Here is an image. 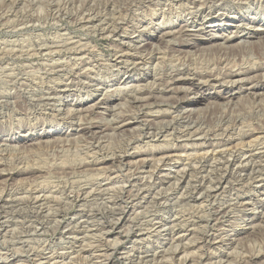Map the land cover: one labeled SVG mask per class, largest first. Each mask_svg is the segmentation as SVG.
Instances as JSON below:
<instances>
[{
    "label": "rangeland",
    "instance_id": "obj_1",
    "mask_svg": "<svg viewBox=\"0 0 264 264\" xmlns=\"http://www.w3.org/2000/svg\"><path fill=\"white\" fill-rule=\"evenodd\" d=\"M199 1L0 0L2 162L8 163L10 169L15 165L49 169L37 181H42V187L47 188L45 192L50 191L54 196H59L64 189L65 194L90 191L94 195L107 190L102 193L107 194L103 198L92 197L103 203L109 201L107 198L112 193L118 195L121 189L125 197L115 201L112 213L100 207L90 217L76 213L80 204L77 201L63 217L37 218L40 221L33 218V221L26 215L9 213L5 226L13 233V239L6 240L13 241L14 246L2 248L0 256L8 257L12 253L15 256L0 260V264H264V163L258 158L264 153V139L255 142L258 134L264 133V71L261 70L264 69V0L249 3L223 0L220 4L205 5L196 15V23L209 16L203 31L195 32L196 39L183 37V40L175 34L160 39L163 32H174L185 22L190 23L187 14L192 8H189ZM257 29L261 34L250 40L244 36V40L230 44L222 42L241 31L244 35ZM121 54L126 58L122 64H116L114 60ZM131 58L141 60L131 61ZM140 61L148 66L144 64V67ZM229 68L234 72L253 68L237 78L242 81L234 85L242 86L238 91L222 79ZM184 69L191 73H211L219 80L202 83L204 80L197 82L183 75V79L192 82L177 86L174 95L155 92L154 96L163 100L162 104L139 108L131 103L132 98L142 97L143 90L151 87L154 90L152 85L157 79L176 77L184 74ZM250 82L254 86L261 84L262 88L253 90L254 93ZM232 88L237 93L235 97L223 99ZM167 99H184L187 103L171 109ZM195 99L197 103L193 105ZM92 106L90 112H84ZM176 113L187 120H180ZM164 114L168 116L161 118ZM169 116H176L177 122ZM78 123L98 126L102 132L93 136L83 134ZM123 123L128 126L118 129ZM147 125L157 130L154 132ZM242 133L251 136L241 140ZM224 150L237 154L242 162L250 160L257 168L252 173H238L233 169L228 174L229 183L219 191L221 195L212 199L207 194L223 173L218 162L227 159L228 155L220 156ZM4 156L11 157L6 162ZM162 157L166 158L163 164L158 161ZM96 162L98 165L88 170H78L82 163ZM129 162L131 165L127 167ZM59 165L74 171L65 177L58 174L62 167ZM185 168L190 183L175 185ZM23 178L17 176L10 182L13 185L9 187L10 196L19 198L24 194L25 197L34 187L35 184L29 183L31 178L27 181L31 187L25 185L26 181H20ZM212 200L249 204L239 208L232 203L225 219L215 223L202 202ZM104 207H112V203H105ZM124 207L127 209L121 213ZM38 223L44 224V230L39 231ZM24 226L29 229L25 231Z\"/></svg>",
    "mask_w": 264,
    "mask_h": 264
},
{
    "label": "bare ground",
    "instance_id": "obj_2",
    "mask_svg": "<svg viewBox=\"0 0 264 264\" xmlns=\"http://www.w3.org/2000/svg\"><path fill=\"white\" fill-rule=\"evenodd\" d=\"M33 1V0H32ZM190 1V0H189ZM193 1V0H192ZM199 1V0H198ZM228 1V0H227ZM232 1V0H231ZM235 0H233L232 2H234ZM238 1V0H237ZM240 2H242V0H239ZM246 1V3L248 2H250L251 0H244V2ZM156 2H157V0H156ZM220 2L221 3H223L224 1L223 0H201V1H199V3L198 4H193V6L191 7L190 6V8L189 9H191L192 8V10H191V12H187L188 14V16H190V23H187V22H185L182 26H179V27H177V31H171V30H169V31H165V32H163V34L161 35V38L160 39H165V38H169V37H171V36H173L174 34H175V36H177V37H179V38H183V37H193V38H195L196 36H195V32H197V33H201L202 31H203V27L205 26V20L207 19V17L209 16V15H206L205 17H203L201 20H200V22H199V24H197L196 22H197V19H196V15L198 14V13H200L201 12V10L203 9L202 7L203 6H205V5H213L214 3H216V4H220ZM259 2H261V1H259ZM215 4V5H216ZM180 5H181V3H180ZM229 5V4H228ZM250 5V4H249ZM217 6V5H216ZM223 6H224V4H223ZM141 7V6H140ZM213 7V6H212ZM227 7V6H226ZM231 7V6H230ZM77 8V7H76ZM149 8V7H148ZM209 8H211V6H209ZM217 8V7H216ZM47 9V8H46ZM58 9V8H57ZM209 10H211V9H209ZM219 11V10H218ZM120 13V12H119ZM132 13V12H131ZM57 14V13H56ZM96 14H97V12H96ZM204 16V15H203ZM27 18V17H26ZM44 18V17H43ZM88 18V17H87ZM23 19V18H22ZM115 19V18H114ZM125 19V18H124ZM162 20V19H161ZM40 21V20H39ZM44 21V20H43ZM106 21V20H105ZM199 21V20H198ZM85 22V21H84ZM102 22H103V20H102ZM107 23V22H106ZM112 24V23H111ZM195 24L196 25H198V28H196L195 29ZM99 25V24H98ZM110 25V24H109ZM247 25V24H246ZM111 26V25H110ZM96 28V27H95ZM234 28V27H233ZM111 29L113 30V28L111 27ZM103 30V29H102ZM204 30H205V28H204ZM237 30H238V27H237ZM260 30V29H259ZM94 31V30H93ZM148 31V30H147ZM240 31V30H239ZM245 31V30H244ZM236 33H237V31H236ZM57 34V33H56ZM94 34V33H93ZM112 34H114V33H112ZM194 34V35H193ZM239 34H241V36L240 37H238V35ZM243 34V31H241V32H239V33H237L235 36H233V37H225L224 39H222V42H224V43H231V42H233V41H239V40H244L245 38H244V36H247L248 38H246V40H250V38L251 37H258V35L259 34H261L260 32H258V29L255 31V33H250V32H248V33H245L244 35H242ZM136 35V34H135ZM231 36H232V34H231ZM174 38V37H173ZM172 39V38H171ZM196 39V38H195ZM28 40V39H27ZM170 40V39H169ZM177 40V39H176ZM183 40H184V38H183ZM171 41V40H170ZM173 41V40H172ZM210 41H211V39L210 40H208V43H210ZM59 42V41H58ZM242 42V41H241ZM169 43V42H168ZM224 43H222V44H224ZM242 43H246V42H242ZM172 44V43H171ZM180 44V43H179ZM250 44V43H249ZM74 45V44H73ZM215 45V44H214ZM245 45V44H244ZM248 45V44H247ZM251 45V44H250ZM155 46H157V45H155ZM170 46H172V45H170ZM193 46L194 47H196V44H193ZM245 47V46H244ZM29 48V47H28ZM165 48H167V44H166V47ZM171 48V47H170ZM248 48H250V46L248 47ZM251 49V48H250ZM160 50V49H159ZM184 50V49H183ZM244 50V49H243ZM246 50V49H245ZM262 51V50H261ZM175 52V51H174ZM117 54V53H116ZM130 54V53H129ZM259 54V53H258ZM118 55V54H117ZM117 55H115V57L117 56ZM139 55H140V53H139ZM142 55V54H141ZM252 55V54H251ZM29 56V55H28ZM162 56H164V55H162ZM18 57V56H17ZM114 57V58H115ZM131 57V56H130ZM253 57V56H252ZM251 57V58H252ZM124 58H126V55L124 54H121V56H119V57H116L115 58V60H114V62H116V64H122L123 63V61H122V59H124ZM135 58V57H134ZM162 58H164V57H162ZM166 58V57H165ZM249 58H250V55H249ZM63 59V58H62ZM70 59V58H69ZM73 59H75V58H73ZM148 59V58H147ZM243 59V58H242ZM137 60H141V59H137ZM136 59H134L133 60V58H131V61H137ZM143 60V59H142ZM185 60H186V58H185ZM130 61V62H131ZM159 61V60H158ZM172 61V60H171ZM200 61V60H199ZM256 61V60H255ZM128 62V61H127ZM126 61L124 62V63H127ZM129 62V63H130ZM142 61H140V63H141ZM148 62V61H147ZM233 62V61H232ZM235 62V61H234ZM51 63V62H50ZM66 63V62H65ZM136 63H138V62H136ZM135 63V64H136ZM176 63V62H175ZM174 63V64H175ZM208 63V62H207ZM206 63V64H207ZM237 63V62H236ZM241 63H242V61H241ZM43 64V63H42ZM101 64V63H100ZM131 64V63H130ZM134 64V63H133ZM143 66H144V64H145V66L147 65L148 66V63H141ZM140 64V65H141ZM230 64V63H229ZM259 64H260V62L258 63V66H259ZM50 65V64H49ZM124 65H126V64H124ZM150 65V64H149ZM169 65V64H168ZM231 65V64H230ZM27 66V65H26ZM51 66V65H50ZM114 66V65H113ZM122 66V65H121ZM127 66V65H126ZM139 66V65H138ZM144 66V67H145ZM146 66V67H147ZM194 66V65H193ZM234 66H235V64H234ZM253 66V65H252ZM260 66H261V64H260ZM264 66V65H263ZM262 66V67H263ZM131 67V66H130ZM144 67H142V68H144ZM199 67V66H198ZM125 68V67H124ZM135 68V67H134ZM151 68V67H150ZM149 68V69H150ZM170 68V67H169ZM242 68V67H241ZM254 68H255V66H254ZM62 69V68H61ZM153 69V68H152ZM201 69V68H200ZM231 69H232V67H231ZM230 68L228 69V70H226L225 72V74L224 75H222L223 77H222V79L223 80H228V82L227 83H229V84H232L233 85V88L234 89H237L236 91H238V89H240L242 86H236V87H234V85L237 83V82H242L240 79H237V78H239L241 75L243 76L244 74H247L248 72H250V71H252V69H241V70H237L236 72H234V71H232ZM255 69H259V68H255ZM23 70V69H22ZM63 70H65V69H63ZM72 70V69H71ZM148 70V69H147ZM261 70H263L264 71V69H261ZM32 71V70H31ZM43 71V70H42ZM222 71V70H221ZM149 72H150V70H149ZM155 72V71H154ZM196 72V71H195ZM147 73V72H146ZM183 73V72H182ZM205 73V72H204ZM183 75H185V76H190L191 78H192V80H197V82L199 81V80H204V82H202V83H207V82H210L211 80H214V81H218L219 80V78L217 77V76H215V75H212L211 73H205V74H198V73H191V71L190 70H185L184 69V74H178L176 77H171V78H169V77H167V78H163V79H157L156 81H155V83H153V84H155V85H152V86H155V88H154V90L152 89V87H151V89H147V90H143V92H141V95H142V97H140V98H132V100H131V103H133V104H136V105H138L139 106V108H143V107H151V106H153V105H155L156 106V104H162L163 103V100H159V99H157L154 95H155V92H157V93H160V94H169V95H174L175 93H176V91L178 90V88H177V86H179V85H181V84H183L184 82H188L189 84H191V82H192V80H189V79H183ZM164 76V75H163ZM220 77V76H219ZM63 78V77H62ZM155 78V77H154ZM154 78H153V81H154ZM250 81V80H249ZM248 81V82H249ZM264 81V80H263ZM200 82V83H201ZM260 82V81H259ZM226 83V84H227ZM258 83V82H257ZM25 84V83H24ZM221 84H222V82H221ZM147 85V84H146ZM151 85V84H150ZM224 85V84H223ZM244 85V84H243ZM250 85H251V87H250V90H255V91H257V90H260L261 88H262V86H261V84H258V85H252L251 84V82H250ZM149 87V88H150ZM229 87V86H228ZM232 87V86H231ZM2 88V87H1ZM132 88V87H131ZM137 87H135V89H136ZM186 88V87H185ZM232 88V90L230 91V92H227V93H225L226 95H225V97H223V99H225V100H232L234 97H235V95L237 94V93H233L234 91V89ZM126 89V88H125ZM124 89V90H125ZM133 89V88H132ZM139 90H140V88H138ZM144 89V88H143ZM181 89V88H180ZM126 90H130V88L129 89H126ZM249 90V89H248ZM134 91V90H133ZM132 90H131V92H133ZM135 91H137V90H135ZM141 91V90H140ZM195 91H196V89H195ZM117 92H119V91H117ZM131 92L129 93L130 95H131ZM200 92V91H199ZM250 92V91H249ZM254 92V91H253ZM255 93V92H254ZM128 94V95H129ZM135 94V93H134ZM137 94V93H136ZM107 95V94H106ZM139 95V94H138ZM140 95V96H141ZM259 95V94H258ZM103 96V95H102ZM133 97H134V95H132ZM157 96V95H156ZM248 96V95H247ZM128 97V96H127ZM137 97V96H136ZM103 101V100H102ZM194 101V103H193V105L194 104H196L197 103V100L195 99V100H193ZM50 102V101H49ZM124 102V101H123ZM129 102H130V100H129ZM43 103V102H42ZM45 103V102H44ZM165 103V102H164ZM167 105L169 106V107H171V109H179V108H181L183 105L185 106V104L187 103V102H185L184 101V99L182 100V99H178V100H174V101H169V99H167ZM36 104V103H35ZM41 104V103H40ZM52 104H53V102H52ZM123 104V103H122ZM8 105V104H7ZM192 105V104H191ZM95 106V105H94ZM115 106V105H114ZM111 107V106H110ZM117 107V106H116ZM122 107V106H121ZM137 107V106H136ZM46 108V107H45ZM48 108V107H47ZM52 108V107H51ZM50 108V109H51ZM94 107L92 106L90 109H84V112H90L92 109H93ZM33 109V108H32ZM188 110V109H187ZM141 111V110H140ZM155 111V110H154ZM82 112V111H81ZM151 112H153V111H151ZM151 112H150V114H151ZM74 113V112H73ZM169 113V112H168ZM240 113V112H239ZM78 114V113H77ZM157 114V113H156ZM115 115V114H114ZM171 115V114H170ZM168 116V115H167ZM166 116V114H164V115H161V118H166L167 117ZM176 116H179V118H180V120H182V121H186L187 120V117H185L184 115L182 116L181 114H178V113H176ZM176 116H169L168 118H171L172 120H176L177 118H176ZM240 116V115H239ZM243 116V115H242ZM230 117V116H229ZM66 118V117H65ZM119 118V117H118ZM136 118V117H135ZM141 119V118H140ZM71 120V119H70ZM145 120V119H144ZM168 120V119H167ZM178 120V119H177ZM177 120H176V122H177ZM193 120V119H192ZM219 120V119H218ZM242 120V119H241ZM150 121V120H149ZM153 121V120H152ZM164 121V120H163ZM166 121V120H165ZM78 122H81V121H79V118H78ZM169 122V121H168ZM172 122V121H171ZM243 122V121H242ZM126 123V122H125ZM125 123H123L122 125H120L119 126V128L118 129H123V128H125V127H127L128 126V124H125ZM146 123V122H145ZM164 123V122H163ZM192 123H193V121H192ZM77 124V123H76ZM79 124V128H80V132L81 133H86V134H91L92 136L93 135H97V134H100L101 132H102V130H101V128H99L98 126H92V125H87V126H83L81 123H78ZM85 124V123H84ZM149 125V124H148ZM147 125V126H148ZM153 125V124H152ZM185 125V124H184ZM151 126V125H150ZM150 126H148V127H150ZM161 127H162V125H160ZM168 126V125H167ZM183 126V125H182ZM190 126V125H189ZM250 126V125H249ZM26 127V126H25ZM151 127H153V126H151ZM164 127H166V126H164ZM243 127V126H242ZM251 127V126H250ZM154 129H155V127H153ZM157 128H158V126H157ZM160 128V127H159ZM168 128V127H167ZM172 128V127H171ZM198 129V128H197ZM225 129V128H224ZM253 129V128H252ZM151 130V129H150ZM157 129H155L154 130V132L156 131ZM160 130V129H159ZM159 130H158V132H159ZM161 130H162V128H161ZM184 130V129H183ZM168 131V130H167ZM166 131V132H167ZM203 131V130H202ZM233 131V130H232ZM152 132V131H151ZM164 132V131H163ZM197 132V131H196ZM211 132V131H210ZM157 133V132H156ZM155 133V134H156ZM160 133V132H159ZM252 133V132H251ZM49 134V133H48ZM105 134V133H104ZM147 134H148V136H149V133L147 132ZM151 134V133H150ZM162 134V133H161ZM198 134V133H197ZM204 134V133H203ZM211 134V133H210ZM166 135V134H165ZM194 135V134H193ZM253 135V134H252ZM261 135H263L264 136V133H260V134H258V136L259 137H256L255 138V142H256V140H259V139H264V137H262ZM158 136H160V135H158ZM179 136V135H178ZM200 136V135H199ZM251 135L250 134H248V133H242V134H240V136H239V138L242 140V139H248L249 137H250ZM154 137H155V135H154ZM191 137V136H190ZM157 138V137H156ZM188 138V137H187ZM201 138V137H200ZM206 138V137H205ZM237 138V137H236ZM28 139H30V137L28 138ZM207 139V138H206ZM261 139V140H262ZM27 140V139H26ZM253 141V140H252ZM37 142V141H36ZM45 142V141H44ZM254 142V141H253ZM40 143H42V142H40ZM220 143V142H219ZM250 143V142H249ZM31 144H33V142L31 143ZM257 144V143H256ZM261 144V143H260ZM262 144H264V143H262ZM8 146V145H7ZM6 146V147H7ZM30 146V145H29ZM32 146V145H31ZM246 146V145H245ZM251 146V145H250ZM263 146V145H262ZM261 146V147H262ZM6 147H4L3 149H5ZM12 147V146H11ZM35 147V146H34ZM255 147V146H254ZM152 148V147H151ZM250 148V147H249ZM252 148V147H251ZM260 148V147H259ZM2 149V148H1ZM1 149H0V151H1ZM9 149V148H8ZM77 149V148H76ZM91 149V148H90ZM247 149H248V147H247ZM246 148H245V150H247ZM255 149V148H254ZM218 150V149H217ZM9 151V150H8ZM74 151V150H73ZM108 151H110V150H108ZM248 151V150H247ZM256 151V150H255ZM264 151V150H263ZM63 153V152H62ZM76 153V152H75ZM78 153V152H77ZM256 153V152H255ZM261 153V152H260ZM1 154V153H0ZM74 154V153H73ZM190 154V153H189ZM200 154V153H199ZM224 154L227 156L228 155V157H227V159L225 160V161H223V162H221V163H219L218 162V166H219V170H221V172H223L219 177H217L218 179H217V181H216V183L214 184L213 183V190H212V192H210L209 190V192L210 193H208L207 195H209L210 196V198H212V199H218V197H219V195H221L220 193H219V191L221 190V192H222V190H224V188H225V185H227L228 183H229V180L227 179L228 178V174H232V171H233V169H235V171L236 172H238V173H245V172H250V173H252L257 167H256V165L253 163L252 164V162L250 161V160H243V162L242 161H240L239 160V157H238V155L237 154H235V153H233L232 151L231 152H228V150H224V151H221L220 152V156L221 157H223L224 156ZM239 154V153H238ZM253 154V153H252ZM88 155V154H87ZM196 155V154H195ZM194 155V156H195ZM218 155V154H217ZM119 156V155H118ZM133 156V155H132ZM193 156V157H194ZM242 156V155H241ZM254 156V155H253ZM5 157V156H4ZM11 157V156H10ZM10 157L9 158H7V159H10ZM53 157H55V156H53ZM53 157H52V159H53ZM120 157H121V155H120ZM129 157H131V156H129ZM185 157V156H184ZM245 157V156H244ZM243 157V158H244ZM125 158V157H124ZM208 158V157H207ZM258 158H259V160L261 159H263L261 162H263L264 163V153H262V156H261V154H259V156H258ZM6 159V157H5V160L4 161H6L7 160ZM119 159V158H118ZM158 159V158H157ZM169 159V158H168ZM203 159V158H202ZM214 159H216V158H214ZM245 159V158H244ZM252 159V158H251ZM255 159V158H254ZM71 160V159H70ZM127 160H129V158H127ZM165 160H166V158H160L158 161H159V163H164L165 162ZM8 161V160H7ZM6 161V162H7ZM116 161H117V159H116ZM119 161V160H118ZM121 161V160H120ZM9 162H10V160H9ZM14 162V161H13ZM12 162V163H13ZM65 161H63V163H64ZM177 162V161H176ZM258 162V161H257ZM157 163V162H156ZM204 163H206V162H204ZM8 164V163H7ZM7 164H5L4 162H2V156L0 155V250L2 249V248H8L9 247V249H10V247H12V246H14V245H12V242H10V243H8V240H6L8 237H12V238H8V239H10V240H12L13 239V233L12 232H10V231H8V230H6V224L8 223V221L6 220L7 218H8V214L9 213H13V214H23V215H26L27 216V218L28 217H31L32 218V220H33V218L34 219H36L37 221H40V220H38L37 218H46V217H49V216H58V217H63V216H65V214L67 213V211L71 208V206H72V203L74 202V201H77V203H80L78 206H77V212L76 213H78L79 215H82V216H84V217H86V216H89V215H91V214H93V213H96L97 211H99V208L100 207H102V209L103 210H106V211H108V212H111L112 213V210L114 211V205H115V201H119V200H123L125 197L123 196V193H124V191L123 190H119L120 192H118L119 194L118 195H116V194H113L112 193V195H110V197L109 198H107V199H109V201L107 200V201H101V202H103V203H98V201H96V198H93L92 199V197L93 196H95V197H100L101 198V196H102V198H103V196L104 195H107V194H102L103 192L105 193L107 190H103V191H101L100 192V194L98 193V194H96V195H94V194H92V192H80V191H78L77 193H75V194H73V192H70V193H68V194H65V189L62 191V193L59 195V196H54V195H52V194H49L50 193V191L49 192H45V190L47 189H45L44 187H42V186H44V185H42V181H37V180H41V179H43L44 178V175L46 174L47 175V172L45 173L44 171L46 170H49V169H44V171L41 169V167L39 168V167H34V166H26V167H22L21 166V168H18V166H16L15 165V163H14V165H15V167H17V169H15V167H14V169H10V168H8V165ZM11 164V163H10ZM19 164H20V162H19ZM18 164V165H19ZM25 165H26V163H24ZM30 164V163H29ZM71 164V163H70ZM120 164V163H119ZM152 164V166H153V163H151ZM185 164V163H184ZM213 164V163H212ZM12 165V164H11ZM10 165V166H11ZM21 165H23V164H21ZM24 165V166H25ZM28 165V164H27ZM31 165H33V164H31ZM35 165V164H34ZM42 165H43V163H42ZM58 165V164H57ZM93 165H98L97 164V162L96 163H94V164H90V163H82V165H78V170H88V168H91ZM131 165V163L129 162L126 166L128 167V166H130ZM175 165V164H174ZM190 165V164H189ZM262 165V164H261ZM62 166V165H61ZM60 165H59V167H61ZM119 166V165H118ZM144 166V165H143ZM168 166V165H167ZM213 166V165H212ZM217 165H214V167H216ZM12 167V166H11ZM58 167V168H59ZM75 167V166H74ZM205 167V166H204ZM208 167V166H207ZM214 167H213V169H214ZM50 168V167H49ZM52 168V167H51ZM57 168V167H56ZM55 168V169H56ZM155 168V167H154ZM206 168V167H205ZM218 168V167H217ZM216 168V169H217ZM259 168V167H258ZM53 169H54V167H53ZM144 169V168H143ZM151 169V168H150ZM211 169V168H210ZM52 170V169H51ZM59 171V173L58 174H62V175H66V174H69V171H71V172H73L74 171V169H72L71 167H61L60 169H58ZM91 170V169H90ZM197 170V169H196ZM218 170V169H217ZM154 171V170H153ZM153 171H151V172H153ZM190 171V170H189ZM194 171V170H193ZM214 171V170H213ZM70 172V173H71ZM78 172V171H77ZM197 172V171H196ZM208 172V171H207ZM219 172V171H218ZM51 173H52V171H51ZM78 173H81V172H78ZM82 173H83V171H82ZM94 173V172H93ZM100 173V172H99ZM98 173V174H99ZM127 173V172H126ZM190 173V172H189ZM198 173V172H197ZM214 173V172H213ZM255 173V172H254ZM57 174V173H56ZM85 174V173H84ZM151 174V173H150ZM153 174V173H152ZM162 174V173H161ZM179 174V172H177V175ZM209 174V173H208ZM211 174H212V172H211ZM249 174V173H248ZM72 175H74V173L72 174ZM95 175H96V173H95ZM180 177H178V178H176L177 180H176V184L175 185H177V186H180L181 184H183V183H185V182H188L187 181V176H188V172H186V168H185V170H182L181 172H180ZM195 175V174H194ZM17 176H23L24 178L22 179V180H20V181H29L28 179L29 178H31V181H29V183L30 182H32L31 184H35L34 185V187L33 188H31L30 189V191H29V193H27L26 195H25V197H23V195H22V197H19V198H16V197H12V196H10V190H9V187H11V186H13L10 182H12L14 179H15V177H17ZM70 176V175H69ZM94 176V175H93ZM165 176V175H164ZM65 177H67V175L65 176ZM71 177V176H70ZM85 177V176H84ZM102 177V176H101ZM152 176H150V178H151ZM166 177H169V176H166ZM203 177V176H202ZM236 177V176H235ZM251 177V176H250ZM49 178V177H48ZM63 178V177H62ZM95 178V177H94ZM174 178V177H173ZM46 179V178H45ZM61 179V178H60ZM149 179V178H148ZM165 179H167V178H165ZM210 178H208V180H209ZM242 179V178H241ZM264 179V178H263ZM148 181H150V180H148ZM158 181V180H157ZM163 181V180H162ZM168 181V180H167ZM175 181V180H174ZM190 181H192L191 179H190ZM214 181V180H213ZM213 181H211V182H213ZM239 181H240V179H239ZM245 181V180H244ZM165 182V181H164ZM195 182H196V180H195ZM195 182H194V184H195ZM203 182V181H202ZM208 182V181H207ZM238 182V181H237ZM251 182V181H250ZM23 183V182H22ZM153 183V182H152ZM159 183H161V182H159ZM188 183H190V182H188ZM187 183V184H188ZM204 183V182H203ZM202 183V184H203ZM210 183V182H209ZM17 184V183H16ZM19 184V183H18ZM45 184V183H44ZM104 184V183H103ZM145 184V183H144ZM147 184V183H146ZM168 184H171V183H168ZM198 184V183H197ZM238 184V183H237ZM241 184V183H240ZM244 184V183H243ZM26 186H28L29 184H28V182L25 184ZM66 185V184H65ZM156 185V184H155ZM30 187H31V185H29ZM55 186V185H54ZM143 186V185H142ZM145 187L144 188H146V185H144ZM169 186V185H168ZM190 186H191V184H190ZM210 186H211V184H210ZM229 186V185H228ZM227 186V187H228ZM243 186V185H242ZM64 187V186H63ZM97 187V186H96ZM139 187V186H138ZM151 187V186H150ZM201 187H202V185H201ZM209 187V186H208ZM207 187V188H208ZM230 187V186H229ZM56 188V187H55ZM74 188V187H73ZM110 188V187H109ZM140 188V187H139ZM188 188V187H187ZM28 189V188H27ZM114 189V188H113ZM122 189H123V187H122ZM147 189V188H146ZM152 189V188H151ZM244 189V188H243ZM26 190V189H25ZM54 190V189H53ZM68 190V189H67ZM99 190V189H98ZM132 190V189H131ZM143 190V189H142ZM149 190V189H148ZM165 190V189H164ZM47 191V190H46ZM58 191V190H57ZM75 191V190H74ZM108 191H109V189H108ZM111 191H113L112 189H111ZM127 191V190H126ZM146 191V190H145ZM145 191H144V193H145ZM226 191V190H225ZM229 191V190H228ZM26 192V191H25ZM140 192H141V190H140ZM233 192V191H232ZM52 193V192H51ZM55 193V192H54ZM138 193V192H137ZM193 193V192H192ZM108 194H109V192H108ZM129 194V193H128ZM147 194V193H146ZM159 194V193H158ZM133 196H135V197H137L138 196V194L137 195H133ZM132 196V197H133ZM152 196V195H151ZM222 196H224V195H222ZM127 197V196H126ZM144 197V196H143ZM142 197V199H144ZM221 197V196H220ZM91 198V200H89ZM134 198V197H133ZM209 198V197H208ZM129 198L127 197L126 198V200H128ZM141 199V200H142ZM153 199V198H152ZM233 199V198H232ZM102 200V199H101ZM106 200V199H105ZM155 200V199H154ZM222 200V199H221ZM120 202V201H119ZM139 202V201H138ZM141 202V201H140ZM144 202H145V200H144ZM153 202V201H152ZM202 202H204L203 204H205V207H204V209L205 208H208V212L214 217V221L213 222H218L219 220H221L222 218H224V216L226 215V212H227V210H230V207L231 206H233L232 205V203H234V205L236 206V205H239V208L240 207H245V206H247L248 204H249V202H248V204H244L243 202H245V201H202ZM105 203H112V207H109V208H107V207H104V205H105ZM104 204V205H103ZM117 204H118V202H117ZM122 204V203H121ZM134 204V203H133ZM136 204V203H135ZM144 204V203H143ZM137 205V204H136ZM201 205V204H200ZM126 206V205H125ZM130 206V205H129ZM75 207V206H74ZM119 207H120V205H119ZM119 207H117V208H119ZM133 207V206H132ZM135 207V206H134ZM116 208V209H117ZM121 208V207H120ZM120 208H119V213H120ZM235 208V207H234ZM101 209V208H100ZM116 209H115V211H116ZM127 208L126 207H124V208H122L121 209V213H124L125 212V210H126ZM105 211V212H106ZM118 211V210H117ZM132 211V210H131ZM117 213V212H116ZM143 213V212H142ZM15 214V215H16ZM114 214H115V212H114ZM134 214V213H133ZM144 214V213H143ZM11 215V214H10ZM67 215V214H66ZM95 215V214H94ZM121 215H123V214H121ZM129 215V214H128ZM135 216H136V214H134ZM209 215V214H208ZM229 215H230V213H229ZM25 216V217H26ZM117 216V215H116ZM210 216V215H209ZM227 216V215H226ZM90 217V216H89ZM114 217H115V215H114ZM120 217V216H119ZM121 217H123V216H121ZM130 217V216H129ZM211 217V216H210ZM209 217V218H210ZM54 218V217H53ZM206 218V217H205ZM208 218V219H209ZM127 219V218H126ZM133 219V218H132ZM134 219H136V218H134ZM194 219V218H193ZM207 219V218H206ZM205 219V220H206ZM225 219V218H224ZM118 220H120V219H118ZM128 220V219H127ZM15 221V220H14ZM29 221H30V219H29ZM34 221V220H33ZM41 221H43V220H41ZM223 221V220H222ZM245 221V220H244ZM32 222V221H31ZM55 222V221H54ZM132 222V221H131ZM47 223V222H46ZM117 223V222H116ZM124 223V222H123ZM218 223H220V222H218ZM70 224V223H69ZM115 224V223H114ZM119 224V223H118ZM207 224V223H206ZM21 225H23V224H21ZM25 225V224H24ZM44 224H42V223H38L37 224V227H39V231H42V230H44V226H43ZM46 225V224H45ZM56 225V224H55ZM100 225V224H99ZM112 225V224H111ZM153 225V224H152ZM213 225V224H212ZM211 225V226H212ZM215 225V224H214ZM217 225V224H216ZM222 225V224H221ZM26 226V225H25ZM25 226H24V228H25ZM29 226V225H28ZM58 226H59V222H58ZM113 226V225H112ZM116 226V225H115ZM135 226V225H134ZM175 226V225H174ZM204 226H206V225H204ZM207 227V226H206ZM210 227V226H209ZM213 227V226H212ZM23 228V229H24ZM46 228V227H45ZM55 228H56V226H55ZM62 228V227H61ZM67 228V227H66ZM91 228V227H90ZM110 228H112L111 226H110ZM115 228H117V227H115ZM170 228V227H169ZM204 228V227H203ZM14 229V228H13ZM27 229H29V227H26L24 230L26 231ZM36 229H38V228H36ZM172 229V228H171ZM215 229V228H214ZM213 229V230H214ZM31 230L33 231L34 229H32L31 228ZM31 230H29V231H31ZM51 230V229H50ZM196 230H197V228H196ZM205 230H206V228H205ZM224 230V229H223ZM31 231V232H32ZM129 231L131 232V230L129 229ZM129 231H128V233H129ZM14 232V231H13ZM12 233V234H11ZM42 233H44V232H42ZM200 233V232H199ZM24 234V233H23ZM28 234V233H27ZM26 234V235H27ZM38 234V233H37ZM17 235V234H16ZM19 235H21V233L19 234ZM215 235V234H214ZM219 237V236H218ZM217 237V238H218ZM79 238H81V237H79ZM215 238H216V236H215ZM220 238V237H219ZM182 239V238H181ZM211 239H212V237H211ZM21 240V239H20ZM19 240V241H20ZM137 240V239H136ZM207 240H209V239H207ZM66 241V240H65ZM112 241V240H111ZM115 241V240H114ZM23 242V241H22ZM35 242V241H34ZM115 242H117V241H115ZM136 242H138V241H136ZM135 242V243H136ZM215 242V241H214ZM221 242V241H220ZM65 243V242H64ZM135 243H133V244H135ZM21 244V243H20ZM223 244V243H222ZM24 246V245H23ZM19 249V248H18ZM12 250H14V248H12ZM17 250V249H16ZM16 250H15V253H16ZM20 250H22V249H20ZM20 250L18 251V252H20ZM41 250V249H40ZM178 251V250H177ZM191 251V250H190ZM12 252V251H11ZM175 252V251H174ZM22 253V252H21ZM18 254V253H17ZM230 254V253H229ZM13 253L10 255V256H4V255H1L0 256V260H4V261H7L9 258H11V257H13ZM38 255V254H37ZM264 255V254H263ZM15 256V255H14ZM66 256V255H65ZM78 256V255H77ZM111 256V255H110ZM40 257V256H39ZM38 257V258H39ZM68 257V256H67ZM71 257V256H70ZM187 257V256H186ZM36 258H37V256H36ZM41 258V257H40ZM126 259V258H125ZM253 259V258H252ZM128 261V260H127ZM208 261V260H207ZM210 261V260H209ZM54 262V261H53ZM52 262V263H53ZM181 262H182V260H181ZM180 262V263H181ZM107 264V263H106ZM211 264V263H210ZM219 264V263H218Z\"/></svg>",
    "mask_w": 264,
    "mask_h": 264
}]
</instances>
